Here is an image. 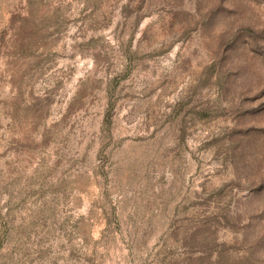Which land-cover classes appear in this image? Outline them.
Instances as JSON below:
<instances>
[{"label": "rangeland", "instance_id": "obj_1", "mask_svg": "<svg viewBox=\"0 0 264 264\" xmlns=\"http://www.w3.org/2000/svg\"><path fill=\"white\" fill-rule=\"evenodd\" d=\"M0 264H264V0H0Z\"/></svg>", "mask_w": 264, "mask_h": 264}]
</instances>
